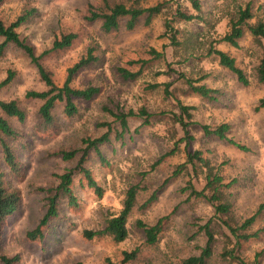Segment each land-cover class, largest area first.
<instances>
[{"label": "rangeland", "instance_id": "1", "mask_svg": "<svg viewBox=\"0 0 264 264\" xmlns=\"http://www.w3.org/2000/svg\"><path fill=\"white\" fill-rule=\"evenodd\" d=\"M98 0H5L0 3V18L8 22L25 6L35 8V13L21 24L17 33L32 47L35 55L50 47L61 33L72 32L75 38L69 48L44 57L42 64L51 72V79L59 86L65 69L84 55L87 47L93 49L95 60L74 74L71 85L76 88L97 87V93L88 100H73L76 111L63 112L62 102L52 108L54 127L38 131L35 127L37 109L41 101L23 96L27 90H44L45 86L27 56L11 43L0 51V80L8 72L10 81L0 88V100L16 99L24 109L26 119L18 124L22 132L18 148L24 165L23 177L9 176V182L20 191V204L2 227L0 251L18 255L17 264H105V258L116 264L123 250L139 248L138 258L129 264H175L196 251L194 245L202 243L193 235L195 222L201 223L211 215V207L181 191L188 177H179L166 183L153 202L145 208L135 207L129 217L128 235L118 243L108 238L85 239L83 229H96L102 225L103 212L117 211L124 188L130 182L147 186L138 203L159 187L173 166L184 157L183 145L176 154L165 155L173 146L174 138L168 132V121H157L159 116H175L179 110L176 101L190 106L192 119L199 124L213 125L227 122L228 136L246 150L218 140L205 141L198 131H193L198 147L210 161L220 165L227 179L234 180L233 204L237 219L253 212L261 201L264 189V107L255 109L264 98V82L255 78L254 67L261 47L250 34L245 33L232 47L219 38L227 31V18L245 5L252 14L251 21L264 23V0H198L195 11L190 0H144L146 5L160 3L162 10L147 25L141 20L131 30L120 26L117 30L103 32L99 21L86 20V4ZM196 14L191 20H181L176 9ZM174 30L177 47L171 41ZM2 38L0 37V42ZM209 48L227 52L235 65L247 77L242 85L233 73L217 63ZM159 53V57L153 56ZM151 52V53H150ZM138 60L136 63L129 61ZM136 79H123L116 68L130 71L138 69ZM185 79L193 85L203 84L212 89L209 98L196 95ZM156 83L152 88L149 84ZM164 84H168L164 87ZM113 113L137 112L143 108L149 124L142 125L138 118H130L129 130L122 141L112 140L100 146L104 156L101 163L92 153L87 165L102 188L98 197L91 189L72 183L77 205L70 207L61 200L57 214L42 227L40 238L31 240L26 231L36 225L43 214L44 190L56 182V175L73 162L54 155L59 147L81 146L79 138L96 136L101 130L96 121L108 120L107 109ZM72 116V117H67ZM137 116V115H134ZM21 145L22 147H20ZM161 161L150 168L158 158ZM168 216L164 222L162 238L154 246H146L140 232L132 226L135 218L153 223ZM259 244H246V254L251 256ZM219 245L217 247V250Z\"/></svg>", "mask_w": 264, "mask_h": 264}, {"label": "trees", "instance_id": "2", "mask_svg": "<svg viewBox=\"0 0 264 264\" xmlns=\"http://www.w3.org/2000/svg\"><path fill=\"white\" fill-rule=\"evenodd\" d=\"M5 0H0V3ZM190 4L195 11H199L198 0H190ZM86 20L99 21V27L103 32L117 30L121 25L127 30L133 29L141 20L143 25H147L150 20L160 13L162 5L156 3L146 5L144 0H98L95 4H86ZM35 13V8L25 6L14 19L5 22L0 18V51L6 43H11L16 48L23 51L29 62L35 67L36 73L43 82L44 90H27L23 96L29 99L41 101L37 109L35 127L38 131H45L49 127H54L55 117L52 116V108L57 102H62L63 112L72 115L76 111L73 100H88L93 97L98 89L93 86L76 88L71 85L72 78L78 69L86 66L95 60L93 49L87 47L84 55L80 56L74 63L65 69V76L62 83L57 86L51 79V72L42 64V59L51 53L69 48L75 38L72 32L61 33L58 38H54L50 47L35 55L32 47L25 43L19 36L16 29L27 22ZM176 15L181 20H191L197 17L196 14L176 9ZM252 14L249 6L239 8L235 13L227 18V31L219 38L220 41L232 47H237V40L245 33L251 35L252 40L261 47L260 57L254 67L255 78L259 82H264V23L261 20L251 21ZM170 33V38L174 47L179 45L175 34ZM153 50H151L152 52ZM150 52V53H151ZM153 56L159 57V53ZM208 53H213L217 63L233 73L236 80L242 85H246L248 80L244 72L235 65L234 58L227 52L209 48ZM138 60L129 61L136 63ZM143 62L135 71L117 67L116 70L123 79H136L141 73ZM12 77V73L0 80V88L7 84ZM185 84L198 96L209 98L212 89L203 84L193 85L185 79ZM168 84H164V87ZM157 84H149V87H156ZM210 97L209 99H211ZM178 114L175 116H159L157 121H168L171 129L168 130L170 137L174 138L173 146L165 155L176 154L182 143L184 157L176 163L169 174L163 179L162 184L150 191L142 203H138L141 192L147 191V186L140 182H130L124 188L120 207L117 211L106 210L103 212V222L99 228L83 229L81 235L85 239L108 238L118 243L123 241L128 235L129 217L135 207L145 208L153 202L157 193L162 187L179 177H188L185 186L181 191H188V196L194 200H200L211 207V215L203 222L192 224L194 226L193 235H199L202 243L194 245L195 250L191 254L181 258L175 264H264V189L261 201L257 204L251 214L242 219H237L234 213L233 193L234 180L227 179L220 165L213 164L210 159L203 154V151L194 147L196 138L193 131L200 133V138L205 141L218 140L225 144H231L240 150L246 148L234 142L228 132L230 125L227 122H219L213 125L199 124L192 119L189 112L190 106L183 105L176 101ZM264 107V98H260L255 109ZM107 109V108H106ZM108 120H100L94 123L99 132L96 136L85 135L79 138L81 146L59 147L53 153L64 161L73 162V165L65 168L56 175V182L44 190L43 214L38 219L33 229L26 231V237L34 240L42 236L41 229L47 221L57 214V207L61 200H65L68 206L77 205L75 194L72 190V183L77 177L78 183L91 189L98 197L101 196L102 188L92 175V171L87 165L88 157L93 153L101 163L104 156L100 151V146L115 141H122L123 136L129 130L130 118H138L142 125L149 124V117L143 108L137 112L128 109L126 112L113 113L107 109ZM137 115V116H134ZM72 117V116H67ZM26 119L25 111L21 108L16 99L0 100V239L2 227L5 220L11 216L20 204V191L12 185L8 177H16L21 180L24 172V165L19 159L16 143L21 139L22 132L18 124ZM22 147L21 145H19ZM164 156L158 158L151 164L150 168L158 164ZM168 216L157 218L153 223H147L140 218L132 221V226L136 228L146 246H154L162 238L164 222ZM256 242L259 247L255 249L251 256L246 254V244ZM219 248L217 250V247ZM139 248L123 250L121 259L116 264H129L134 262L139 254ZM18 255H7L0 251V264H17ZM80 264V263H75ZM105 264H114L105 258Z\"/></svg>", "mask_w": 264, "mask_h": 264}]
</instances>
